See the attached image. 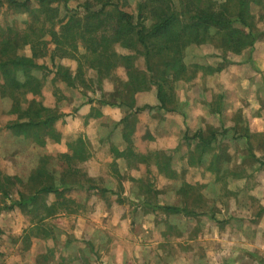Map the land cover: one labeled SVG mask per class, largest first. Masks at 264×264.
<instances>
[{
  "label": "trees",
  "instance_id": "1",
  "mask_svg": "<svg viewBox=\"0 0 264 264\" xmlns=\"http://www.w3.org/2000/svg\"><path fill=\"white\" fill-rule=\"evenodd\" d=\"M69 1L37 0V6L32 7V0H0V7L5 4L15 9L32 7L31 19L25 28L0 26V74L3 78L0 95L7 103V112L16 117L6 127L13 132L21 148L61 138L55 125L61 114L56 107L44 103L46 77L36 73L37 69L47 66L37 60L49 55L57 77L68 86L81 85L91 90L94 85L102 89L107 79L117 81L116 69L124 67L127 80L120 89L115 86L114 92L107 97L104 95L102 104L125 105L131 109L130 113L141 112L151 106L133 108L136 93L156 86L160 108L172 111L178 103L177 83L189 82L199 71L212 75L223 67L222 63L189 64L185 57L187 48L192 44L212 42L219 36L218 46L224 53L240 54L253 47L257 18H264V0H138L135 13L123 10L111 0H84L61 18L55 3ZM117 45L129 53L118 52ZM26 47L31 54L21 53ZM141 58L144 62H139ZM66 59L74 60L76 69L64 64ZM225 132L213 130L207 139L199 132L200 154L212 147L218 134ZM86 143L80 135L75 142L69 143V152L58 155L62 161L59 177L54 169L42 164L25 182L22 180L23 186L15 191L13 179L17 176H0V213L33 205L43 195L59 196L52 204L43 203L35 209V225L24 231L26 238H29V230L37 238H50L52 232L44 225L45 221L60 212L70 211L69 203L77 202L64 193L77 187H95L96 180L84 175L78 167V163L89 156ZM116 154L125 158L129 165H135L138 158L131 147ZM162 165L170 166L169 163ZM111 166L116 168L117 165L112 163ZM144 204L167 212L199 214L175 205L148 201ZM60 205L65 206L63 210Z\"/></svg>",
  "mask_w": 264,
  "mask_h": 264
},
{
  "label": "rangeland",
  "instance_id": "2",
  "mask_svg": "<svg viewBox=\"0 0 264 264\" xmlns=\"http://www.w3.org/2000/svg\"><path fill=\"white\" fill-rule=\"evenodd\" d=\"M111 1L118 3L127 12L135 13L137 11L138 0ZM81 2L84 0H70L66 4L58 2L55 5L59 6L60 17L64 18ZM31 6L36 7L37 0H32ZM32 7L15 9L7 4L1 6L0 26L11 25L18 29L25 28L28 20L31 19L30 10ZM258 10L260 13V9ZM214 38L212 42L193 46L192 49L188 48L186 50L187 62L207 64L212 61L211 63L217 65L214 59L217 56H225L226 53L218 46L220 37L215 36ZM116 49L120 53H129V50L120 45H117ZM21 53L29 55L31 51L29 47H26ZM37 61L43 65L51 63L49 55ZM65 62L64 64L71 68H73V63L76 64L71 59H66ZM139 62H144V60ZM124 69V67L117 68L116 75H120V77L124 75L126 71ZM36 73L38 76L48 79L45 82L42 96L44 103H47L48 96L53 94L51 91H54L55 83L58 80L52 82L50 79L51 70L48 67L37 69ZM209 76L210 74L199 71L190 83H182V88L184 91H192V87L200 84V89L207 91L210 89L207 87L208 79L206 80L207 77L210 78ZM198 78L199 80H197ZM93 89H97L95 85ZM6 112L7 103L0 99L1 127H4L9 120V115ZM12 138V136L3 135L0 132V176L9 174L20 178V181L16 177L13 179L15 191L16 188L23 186L21 181L25 182L39 165L44 164L46 167L54 169L57 177L61 175L59 164L62 161L58 159L60 153L41 155V153L32 152L31 147L21 148L19 146L21 150L25 151L18 149L21 154L14 157L10 149L7 148V144L9 145ZM229 139L222 141V144L230 143L232 139ZM17 140L22 141L18 138ZM252 140L253 142H264V134H256ZM231 144L236 150L235 158L217 175L218 179H216V175L212 179L211 174L203 177L199 173H195L196 171H191L189 174L191 182L200 183L196 181L199 177L203 182L200 180L202 184L184 186L181 179L176 177L177 174H180L176 170L183 171L182 164H172L173 169L170 166L160 165L158 168L161 171L172 169L173 176L160 179L151 174L149 187L143 190L144 201L153 203L158 198L164 203L177 205L185 201L184 203L189 207L205 210V212L215 209L220 223L212 220L208 212L207 215L201 216H185L182 213L165 212L157 215L151 211L152 206L140 205V207L137 201L127 202L121 195H114V197L111 196L112 202L114 201L119 207L126 208V210L123 209L124 211L116 213L125 217L129 216L131 222L128 223V220H124L117 223L113 217L105 215L104 221L93 220L92 235L88 233L89 236L73 239V216H90L94 213V210L90 209L93 206L89 203V198L84 200V196L78 195V198H75L77 201L75 204L69 203L70 211L60 212L45 221L44 225L52 232L50 238L32 236L34 235L32 230H29L27 233L29 238H26L25 230L31 229L35 225V209L43 203L52 204L59 199V196L51 193L43 195L33 205L16 207L12 210L7 209L0 213V250L15 249L12 257L17 258V260H9L10 252L2 254L0 251V264H21L20 256L23 255V259H25L26 249L33 248L35 253L34 255L30 254L25 264H258L257 259L260 258H262L261 264H264V232H262L264 226L257 229L264 204V165L253 157L251 150L242 149L237 141H233ZM70 178H73V174L70 175ZM156 186H162L161 199L160 196H157L156 191L159 190L155 189ZM203 187L207 194L204 198L201 194ZM178 188L185 189L187 194L184 193L183 199L176 201L172 192ZM166 191L168 192L166 193ZM15 194L13 193L14 197ZM64 196L73 198V190L67 191ZM59 207L63 210L65 206L60 205ZM73 208H75L74 213ZM246 221H250V223L244 225ZM10 234L17 236L14 240L16 245L13 240L9 239ZM35 239L40 240L38 243H33ZM236 250L242 252V257H238L232 262L230 258L233 251ZM39 251L40 253L36 256ZM250 254H254L255 257ZM246 255L247 259H245Z\"/></svg>",
  "mask_w": 264,
  "mask_h": 264
},
{
  "label": "crops",
  "instance_id": "3",
  "mask_svg": "<svg viewBox=\"0 0 264 264\" xmlns=\"http://www.w3.org/2000/svg\"><path fill=\"white\" fill-rule=\"evenodd\" d=\"M256 33V40L251 49L240 54L227 52L225 56H217L214 59L217 64H225L221 71L206 78L208 79L207 87H210L207 91L203 90V92L200 84L192 87V91H184L182 83H190L194 77L189 82L177 83L175 96L178 103L172 111L160 108L161 103L157 96L156 86L136 93L133 108L151 106L141 112L130 113L131 109L125 105L102 104L100 101L104 95L107 97L114 92L115 86L120 89L123 82L127 80L125 69L124 75L121 77L117 75L119 77L117 81L107 79L102 89L91 90L81 85L68 86L54 73L52 61L49 65L45 64L51 70L52 82L58 80L54 91H51L53 94L48 96V102L45 104L49 107H56L61 114L56 123L61 139L58 141L48 139L44 145H35L30 150L34 153H41V155L67 153L69 143L75 142L76 138L82 135L87 142L86 148L89 156L79 162L78 167L80 170L83 169L81 172L84 175L96 180L94 188L77 187L73 189V198H78V195L84 196V200L89 198V203L93 206L90 209L94 210L93 215L90 216H73V239L89 236L88 233L92 235L93 220L102 221L105 215L113 217L117 223L124 220L130 223L129 216L125 217L116 213L126 208L119 207L114 201L112 202V197L121 195L127 202L137 201L139 206H146L143 200V190L149 187L151 174L160 179L171 177L173 176L172 164L183 165V171L176 170L180 173L176 177L181 179L184 186L202 184L203 180L200 177L196 179L200 183L191 182L190 172L196 171L195 173L203 177L211 174L214 179L215 175L217 176L233 162L236 150L233 149L231 142L237 141L242 149L251 150L253 157L264 165V142H253L252 140L256 134H264V18L261 20L257 18ZM193 46L196 44L188 48L192 49ZM74 69H76V64L73 63ZM2 81L0 74V82ZM0 99L2 100L1 95ZM6 113L9 115V120L4 127L0 126V132L13 137L9 145L7 144V148L14 157H17L21 154L19 150H25H21L15 142L13 132L6 127L16 117ZM213 130L217 132L226 130V132L218 134L212 147L201 155L198 145L202 141L197 134L201 132L203 138L207 139L210 138ZM229 138L232 139L230 143L222 144V141ZM128 147H131L137 154L135 165H129L125 158L117 157V151L123 152ZM210 153H212L211 158H209ZM112 163H116L117 170L111 166ZM158 163L160 165L169 163L172 169L161 171ZM155 189L159 190L156 192L161 199L162 186H156ZM205 192L206 189L203 187L201 191L203 198L207 195ZM172 193L174 200L178 201L183 199L186 191L178 188ZM184 202L178 205L170 204L157 198L153 203L175 205L199 212L197 215L181 212L185 216L207 215L208 212L212 220L220 221L215 214V209L205 212V210L191 208ZM151 208V211L157 215L161 212L173 213ZM260 213L261 219L257 223V229L264 226V204ZM249 223L250 221H246L244 225ZM252 230L254 231V228ZM15 237L17 236L10 234L9 239L14 241ZM38 240L40 239H35L33 243H38ZM14 250L7 248L5 251H0L2 254L10 252L9 260H17L15 256L12 257ZM26 252L25 259L23 255L20 256L21 264H25L30 254L34 255L35 249H26ZM39 253L40 251L36 256ZM250 255L254 256V254ZM238 257H242V252L236 250L233 251L230 259L233 262ZM247 258L246 255L245 259ZM257 260V263L261 264L262 258Z\"/></svg>",
  "mask_w": 264,
  "mask_h": 264
}]
</instances>
